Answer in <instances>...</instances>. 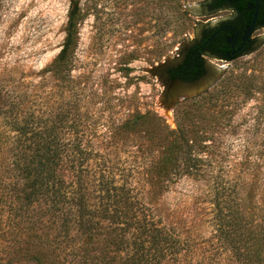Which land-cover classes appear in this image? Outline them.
Segmentation results:
<instances>
[{
    "label": "rangeland",
    "instance_id": "374dc122",
    "mask_svg": "<svg viewBox=\"0 0 264 264\" xmlns=\"http://www.w3.org/2000/svg\"><path fill=\"white\" fill-rule=\"evenodd\" d=\"M208 1L0 0V264H72V241L41 214L44 204L35 201L20 215L5 197L18 181L12 126L26 117L65 139L74 126L91 152L82 175L95 203L138 208L141 218L153 213L172 246L166 257L155 252L152 264H241L218 231L231 218L243 225L236 245L248 222L252 248L263 256L250 264H264V28L239 57L207 58L199 87L185 98L170 78L213 26L205 21L227 14L209 12ZM74 6L79 35L64 81L46 69L62 49ZM201 91L207 99L193 102ZM178 123L196 140L200 160L193 172L180 167L162 176L166 137ZM104 220L87 241L99 254L111 249ZM71 235L80 237L74 229Z\"/></svg>",
    "mask_w": 264,
    "mask_h": 264
},
{
    "label": "trees",
    "instance_id": "16d2710c",
    "mask_svg": "<svg viewBox=\"0 0 264 264\" xmlns=\"http://www.w3.org/2000/svg\"><path fill=\"white\" fill-rule=\"evenodd\" d=\"M79 21L80 12L74 6L68 15L62 49L46 69L60 80L69 79L66 72L71 70L73 53L77 47ZM193 52L194 49L184 63L173 71L174 77L195 80L203 73L201 60ZM206 95L207 91L202 92L192 98L193 102L207 99ZM73 127L69 126L72 138L65 139L51 126L33 117L18 120V124L12 126L18 131V160L14 164L15 170H18V181L14 180V185H9L7 188L10 190L5 193L11 207L22 215V211H28L33 202H42L44 206H41V214L48 216L58 231L57 235H65L72 241V264H152L155 252L159 258L166 257L171 252L172 243L168 242L170 234L158 225L153 213L141 218L138 208L118 210L117 207L111 208L109 200L106 203L93 201L95 198L87 191L82 175L91 152L85 149L81 136ZM186 131L187 127L178 123V128L166 137L172 139L166 140L162 176L178 175L180 167L184 172L195 170L200 157L197 155L196 140L188 138ZM65 170L71 173L65 174ZM103 187L95 192H104ZM128 212L133 213V216L127 219L122 217ZM104 219L109 222L105 226L108 231L105 241L111 249L106 254H99L94 252L96 250L88 249L87 241L98 234L97 229L104 227L101 221ZM242 226L238 218H231L225 223L221 222L218 231L232 243L235 256L241 264H250L254 258L262 263L263 256L259 248H252L254 236L249 231L248 222H245V236L241 238L244 243L236 245L237 229ZM73 229L80 237L71 235ZM83 235L88 237L81 242L79 239ZM258 243L264 244L263 235Z\"/></svg>",
    "mask_w": 264,
    "mask_h": 264
},
{
    "label": "flooded vegetation",
    "instance_id": "af4514ba",
    "mask_svg": "<svg viewBox=\"0 0 264 264\" xmlns=\"http://www.w3.org/2000/svg\"><path fill=\"white\" fill-rule=\"evenodd\" d=\"M208 8L211 13L225 11L227 14L222 19L213 16L206 20L207 26H213L206 30L192 47L193 53L201 60L203 72L207 58L230 61L250 51L256 32L264 28V0H209ZM191 50L180 65L187 59ZM178 67L170 71L171 78L182 79L173 76V71Z\"/></svg>",
    "mask_w": 264,
    "mask_h": 264
},
{
    "label": "water",
    "instance_id": "95a60500",
    "mask_svg": "<svg viewBox=\"0 0 264 264\" xmlns=\"http://www.w3.org/2000/svg\"><path fill=\"white\" fill-rule=\"evenodd\" d=\"M196 7H191V9H195ZM179 61H176V62H173V64H177ZM208 69H211L210 66H208ZM222 70H219L218 72V75L220 74ZM216 75V78L217 76ZM171 78V77H170ZM172 82H174V80L177 82V85H178V89H177V94H180V97L181 98H185L186 96V92H188L189 90H191L190 88L193 87L195 89H197L199 87V84H196L195 80H190V81H187V80H183V79H176V78H171ZM203 80V79H202ZM202 92V91H201Z\"/></svg>",
    "mask_w": 264,
    "mask_h": 264
}]
</instances>
